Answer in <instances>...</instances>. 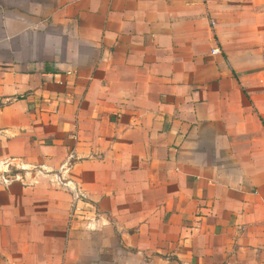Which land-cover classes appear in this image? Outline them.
<instances>
[{
	"label": "crops",
	"instance_id": "obj_1",
	"mask_svg": "<svg viewBox=\"0 0 264 264\" xmlns=\"http://www.w3.org/2000/svg\"><path fill=\"white\" fill-rule=\"evenodd\" d=\"M0 264H264V0H0Z\"/></svg>",
	"mask_w": 264,
	"mask_h": 264
},
{
	"label": "built area",
	"instance_id": "obj_2",
	"mask_svg": "<svg viewBox=\"0 0 264 264\" xmlns=\"http://www.w3.org/2000/svg\"><path fill=\"white\" fill-rule=\"evenodd\" d=\"M219 51L217 49L213 50L212 51V54L215 55V54H218ZM58 181V180H57ZM64 179L63 177H60L58 183L61 185V186H65L64 184ZM7 181L5 180V183ZM68 188V191L72 194V217H76L77 215H82V212L84 211V209H87V208H92L93 206L91 205L90 203V200L88 199V197L86 196L85 192H83V190L79 187H68V186H65Z\"/></svg>",
	"mask_w": 264,
	"mask_h": 264
}]
</instances>
